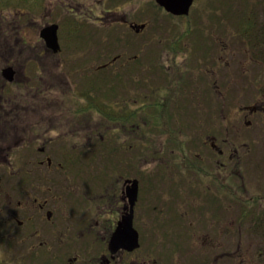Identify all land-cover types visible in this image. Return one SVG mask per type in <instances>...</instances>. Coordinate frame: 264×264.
Listing matches in <instances>:
<instances>
[{"label":"rangeland","instance_id":"rangeland-1","mask_svg":"<svg viewBox=\"0 0 264 264\" xmlns=\"http://www.w3.org/2000/svg\"><path fill=\"white\" fill-rule=\"evenodd\" d=\"M9 2L12 8L6 10L3 7V14H0V67L13 57V64H19L23 59L26 64L37 60L38 65L35 72L29 66H26V70H18L16 81L10 87L9 92L18 88V99L15 103L9 102V107L13 109L14 104L24 106L14 108L16 115L26 112L31 117V120L27 115L19 120L16 117L18 123L15 128L17 130L19 122L25 117L26 122L35 124L32 130L27 131L28 140L46 133V137L56 141V146L59 144L60 151L67 152V155L74 154L72 157L78 160L77 166L64 167L60 172L64 174L66 171L72 175L70 188H79L82 183L78 178L80 176L83 180H95H90L88 185L91 196L97 193L112 196L115 190L111 187L117 185L118 176L131 175L142 180L143 184L150 174L157 177H192L189 174L193 171L185 172L178 164L162 161L172 160V149L182 152L178 157L188 161L197 162L202 157L204 163H199L208 166H199L203 171L223 166V172L225 169L227 173L231 172L232 181L243 188L241 195L233 191L231 204L217 213L215 208L206 210L212 207L208 202L200 205L205 212L201 213L194 231H187V245L176 243L171 244L172 248H167L170 243L160 245L156 235L153 241L147 239L157 231L140 229L143 245L136 254L138 263L264 264L262 255L258 253L264 241L250 230L255 221L243 217L244 208L254 196H262V201L258 203H264V36L257 40L254 33H245L244 28L252 23L254 26L264 24V0H194L187 17L167 14L156 5L155 0H45L40 8L26 7V13L22 12L24 9H19L22 6L18 8L17 4L12 3L13 0ZM98 15L109 17L105 16L103 23H100L96 19ZM120 16H124L128 22L131 19L138 24L146 22L149 26L143 34H131L130 38L131 29L120 21ZM75 19L83 21H78L79 30L74 26ZM52 23L59 24L60 55L46 52L39 35L45 26ZM189 25L190 33L177 39ZM148 42L153 48L154 57L152 80H159L152 82V90L143 85L144 79L149 78V65L145 59ZM173 44L180 46L176 60L186 65L185 58L189 52L198 55L197 59L191 55L193 59L187 65L189 75L184 74L179 88L184 97L179 102L171 100L169 104V110L176 112L175 123L184 129L183 133L175 135L186 138L185 142L188 143L189 149L184 144L187 150L182 148V151L178 139H168L165 133H161L164 128L156 119V126L163 129H151L144 124V112L138 113L137 123L141 125L138 134L133 137L123 124L111 117L112 114L117 115L114 111L120 107L141 110L145 97L148 101L151 99L147 97L149 92L157 95L163 92L159 87L165 83V74L167 72V78L172 74L169 58L175 54L171 50ZM23 49L25 51L21 57ZM34 53L36 60L32 58ZM135 54L142 63L130 71L123 64L128 63L131 57L136 59ZM111 61L115 65L107 66L103 73L105 82H109L106 91L111 85L119 83V87L128 90V93L122 91L117 96L106 94L110 98L103 104L106 111L104 116L89 112L72 118L74 125L84 127L89 132L87 150L80 149L78 138L64 134V129L57 128L52 133L48 124L41 127L36 125L35 115L38 111L34 108L33 100L37 88L41 89L40 100L37 99L41 103L39 112L44 115L42 108L51 97L48 89L62 72L73 80L89 76L96 78V67ZM157 98L159 96L154 97ZM71 106L76 108L74 103ZM147 112L150 113V108ZM40 120L44 121L42 118ZM7 125L9 127L10 123ZM171 134L168 133L169 136ZM213 140L224 148L230 145L233 158L220 157L221 161L217 162L220 155L210 147ZM52 144L46 147L47 155ZM34 150V145H25L24 158L35 161L43 156ZM154 158L155 161L152 160ZM196 165L191 163L188 167L196 169ZM130 166H134L132 174ZM30 168L25 167V178L46 182L33 177L39 172H28ZM208 173L212 174L213 170ZM199 179L204 180L205 177L200 176ZM167 180L171 184L172 180ZM29 187L37 189L36 184ZM144 190L141 186V191ZM178 191L180 200L184 201L187 193ZM237 196L240 198L237 199ZM167 237L171 241L178 239L173 235Z\"/></svg>","mask_w":264,"mask_h":264},{"label":"flooded vegetation","instance_id":"flooded-vegetation-1","mask_svg":"<svg viewBox=\"0 0 264 264\" xmlns=\"http://www.w3.org/2000/svg\"><path fill=\"white\" fill-rule=\"evenodd\" d=\"M105 16L108 15H98L97 22L103 23ZM119 19L129 26L133 35L143 34L142 32L149 26L146 22L138 24L131 19L128 22L124 16H120ZM140 25H144L143 28H140ZM45 50L55 55H60L62 52L54 53L46 46ZM152 50L153 48L148 42L145 59L149 65L147 69L149 78L144 79L143 85L151 90L152 82H159V80H152V64L154 62ZM24 51L23 49L21 57H23ZM191 55H194L195 59L198 58L196 53L189 52L185 58L187 65H189L188 61L193 59ZM134 56L137 58H129V62L124 63L123 67L133 71L142 63L138 55ZM172 57L169 58L172 74L170 73L171 77L167 78L166 72L165 83L159 87L163 91L160 95L149 92L147 97L151 98V102L145 97L143 109L137 111L134 107H120L118 111H114L117 115L112 114L111 117L114 121L118 120V123L123 124L125 129L132 133L130 137H133L138 134V127L141 125V123H137L138 113L144 112L146 118L144 124L149 125L151 129L154 127L158 130L164 128L161 133H165L168 139L169 137L173 140L178 139L182 151V148L189 149L188 143L185 142L186 138L183 139L179 135H175L183 133L184 129L183 126L180 127L175 123L176 112L173 113L169 110V104L171 100L179 102V99L184 97V93H180L179 88L185 78L184 74L189 75V70L185 62L179 61L177 65L175 56ZM32 58L36 60L35 53ZM13 60L14 57L0 67V264H139L136 254L138 255L143 245L140 229L157 231V234L152 232L150 238L147 239L153 241L157 236L160 245L164 246L170 243L167 248H172L171 244L175 245L176 243L187 245V231H194L200 222L201 213L205 212L200 205L208 202L212 207L206 210L215 208L217 213L218 210H223V207L231 204V172L227 173V169L223 172V166H219L218 169H210L213 170V173L210 174L208 173L209 169L205 171L199 169V166L208 167L202 164L204 163L202 157H199V161L202 163L194 160L188 161L179 158L178 156L182 152H175L173 149L171 150L172 160L162 161H166V164L169 162L171 165L178 164L179 168L185 172L193 171L192 174H189L192 177L176 175L157 177L150 174L143 184L142 180L131 175L118 176L116 178L117 185L111 187L115 190L112 196L109 193L102 195L97 193L96 196H91L88 185H90V180L93 182L95 180H83L80 176L78 178L82 183L79 188H70L72 175L66 171L64 174H60V172L64 167L77 166L76 161L78 160L72 157L74 154L67 155V152L60 151L59 144L56 146V141L51 137H46V133L28 140L27 131L32 130L35 124L26 122L25 117L19 122L17 130L15 128L17 120L22 116L27 115L30 120L31 117L26 112L16 115L14 108L20 109L24 106L17 107L14 104L13 109L9 107V102L15 103L18 99V88L9 92L10 87L16 81L18 70L19 72L26 70V66H29L34 71L38 65L37 60L31 64L24 63L23 59L21 63L13 64ZM114 65L115 62L111 61L97 66L94 70L96 78L87 74L89 76L87 78L73 80L65 77L66 74L62 72L60 78H55L54 83L48 89L51 97L42 108L45 111L44 115L39 112L41 103H38L37 99L40 100L41 89L37 88L33 100L34 108L38 111L35 115L36 125L41 127L48 124L52 133L56 132L57 128L64 129V134L78 138L80 149L87 150L89 132L84 127L74 125L72 118L78 114H88L89 112L104 116L103 104L106 99L110 98L106 94L112 93L113 96H117L122 91L128 93V90H122L119 87V83L111 85L110 89L106 91L109 82H105L103 73L106 68ZM6 67L13 68L12 79L4 77L3 70ZM115 80L119 81L116 78ZM14 91H16L15 94H13ZM178 91L179 95H177ZM8 95L9 97H7ZM155 96H159V100L164 101L163 106L157 105L162 109L154 105V101H157L154 99ZM72 103L76 104V108L71 106ZM149 108L150 113L147 112ZM89 109L91 110L89 111ZM54 117L57 126L54 125ZM108 117L110 118L109 115ZM41 118L44 121L40 120ZM156 118H160L159 123L163 128L156 126ZM8 123H10L9 127ZM167 124L172 125L171 131L166 128ZM95 131L98 132L99 129ZM168 133L172 134L169 136ZM84 139L86 142L83 143ZM50 144L52 146L47 155L46 147ZM25 145H34V149L41 152L43 156L35 161L26 160L24 158ZM220 145L221 143L218 144L215 140L210 145L215 153L220 155L217 162L221 161L220 157L233 158L230 145L227 148ZM155 159L152 160L155 161ZM191 163H196L197 168L190 169L188 166ZM26 166L34 167V169L30 168L28 172L38 171L39 173L33 177L37 176L38 179L46 180V182L35 181L30 177L25 178ZM133 168L134 166H130V174H132ZM200 176L205 179L200 180ZM102 178L96 182L99 184ZM134 179L139 181V191L135 198L131 197L128 191L133 187ZM167 179L172 180L171 184H168L169 180ZM33 184H36L37 189L29 187ZM141 186L146 190L141 191ZM178 189L187 193L184 201L180 200ZM125 217L131 218L132 227L139 232L138 247H133V239L130 240L127 236L122 237L118 244H113L115 233ZM170 235L177 236L178 239L171 241L167 237ZM167 248L163 247V249ZM146 264L156 263L147 262Z\"/></svg>","mask_w":264,"mask_h":264},{"label":"trees","instance_id":"trees-1","mask_svg":"<svg viewBox=\"0 0 264 264\" xmlns=\"http://www.w3.org/2000/svg\"><path fill=\"white\" fill-rule=\"evenodd\" d=\"M44 1L45 0H13L12 3L17 4L18 8L20 6H22L19 9H24V10H22V12L26 13L27 12V10L25 9L26 7L35 6V8H33V9H37V8H40L44 4ZM3 7L6 10H10V8H12V4H11V2H9V0H0V14H3L2 13ZM78 21L83 22V21H80L78 19H75V21H74L75 25L74 26L76 29L79 28V26H80V24H78ZM244 28H245V33H254V36L256 37L257 40L260 36L261 37H262V35L264 36V24L262 26H254V23H252L251 25H249V27H247V28L244 27ZM188 33H190V25H189L188 29L180 36V38L187 35ZM171 50L173 53H175L174 56H176V53H178V51H179L177 45H173L171 47ZM176 64L177 65L179 64L178 60H176ZM156 100L157 101H154V105L163 106L164 101H162V99L159 100V98H158ZM158 108L162 109V107H158ZM156 120L158 122H160V118H156ZM166 128L169 131H171L172 125L167 124ZM233 191H236L237 194L241 195L243 188L238 186L236 184V182L232 181V193H233ZM236 198L239 199L240 196H237ZM259 200H260V202L262 201V196H259V197L254 196L252 199H250L249 204L244 208L243 217H247V218L249 217L250 219L252 218L255 221L254 227L251 226L250 230L253 231L254 234H258L260 239L264 241V203L263 204L258 203ZM254 202L256 204L253 205ZM258 253H259V255H262V258L264 259V244L261 248H259ZM224 257H226V256H224Z\"/></svg>","mask_w":264,"mask_h":264},{"label":"water","instance_id":"water-1","mask_svg":"<svg viewBox=\"0 0 264 264\" xmlns=\"http://www.w3.org/2000/svg\"><path fill=\"white\" fill-rule=\"evenodd\" d=\"M156 2L164 7L168 12L182 15L188 14L190 8L192 7L194 0H156ZM59 25L57 23H53L45 26L41 30V37L44 39L46 45L53 49L55 52H58L61 49L59 35H58ZM4 75L9 79H12L11 74L13 73V68L8 67L4 69ZM133 187L129 188V194L131 197L135 198L138 193V181L133 180ZM129 237V239H133V247L139 246V233L132 227L131 218L125 217L124 221L121 223L120 227L115 233L113 238V244H118L122 240V237Z\"/></svg>","mask_w":264,"mask_h":264}]
</instances>
